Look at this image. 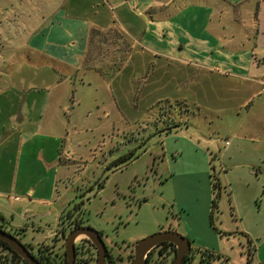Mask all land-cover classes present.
<instances>
[{"label": "crops", "instance_id": "crops-1", "mask_svg": "<svg viewBox=\"0 0 264 264\" xmlns=\"http://www.w3.org/2000/svg\"><path fill=\"white\" fill-rule=\"evenodd\" d=\"M132 51L172 64L159 65L160 89L192 91L174 100L217 112L214 99L223 98L240 117L228 165L240 157L257 182L253 195L258 177L264 194V0H0V217L19 241L28 227L41 232L42 222H58L66 203L60 109L70 95L55 77L65 81L103 59L101 68L116 67L118 55L129 60ZM131 260L129 252L123 264Z\"/></svg>", "mask_w": 264, "mask_h": 264}, {"label": "rangeland", "instance_id": "rangeland-1", "mask_svg": "<svg viewBox=\"0 0 264 264\" xmlns=\"http://www.w3.org/2000/svg\"><path fill=\"white\" fill-rule=\"evenodd\" d=\"M128 55L119 54L116 67L111 61L101 68L107 62L103 59L65 81L55 77V84L69 87L70 95L60 109L64 145L59 149L67 161L58 187L67 189L66 214L60 213L58 222H42L41 232L28 227L20 242L31 247L32 254L39 245L54 242L52 252L60 255L68 234L66 230L59 235L60 218L79 206L84 224L100 232L114 264H123L129 252L132 257L137 241L170 227L192 242L191 264H223L199 260L194 249L219 254L225 264H264L263 177L257 178L255 197L257 182L241 167L240 157L233 158L236 165L230 167L224 155L236 144L230 133L240 117L223 108V98L214 99L217 112L174 100L191 97L192 91L183 85L176 97L160 89L159 65L167 70L172 64L133 51L127 60ZM212 78L219 85L228 83L223 77ZM172 125L177 127L166 132ZM188 139L197 149H191ZM212 172L221 185L213 226L210 204L204 213ZM190 229L194 233H188ZM82 240L86 238L79 237L75 244ZM171 255L163 258L164 264H170ZM86 257V251L75 254V259Z\"/></svg>", "mask_w": 264, "mask_h": 264}, {"label": "trees", "instance_id": "trees-1", "mask_svg": "<svg viewBox=\"0 0 264 264\" xmlns=\"http://www.w3.org/2000/svg\"><path fill=\"white\" fill-rule=\"evenodd\" d=\"M166 125H168V123ZM172 127H177V125L168 126V129H167L168 133H170ZM124 160H125L124 158L120 159V161H124ZM209 178L211 180V195H212L211 202H210L209 222H210V225L213 226L212 214H213V211L216 210L217 208V202H218V199L220 197V192H221V185H220L219 180L214 176L213 172L210 174ZM64 221H65L64 227L63 229H60L61 231L59 232L60 236H63L66 230L69 232L71 229L86 226L81 216L79 206H76L71 212H69L65 216ZM0 230L8 234H11L15 238L18 236L17 232H10L6 230L4 220H2V222L0 223ZM98 233L100 234V232ZM247 242L250 243L249 240H247ZM24 246L32 254L31 247H28L26 245ZM52 249H53L52 245L41 244L37 247L35 254L33 253L32 255L41 264H65V251L63 250V252L60 255H55L53 254ZM78 250L86 251L87 257L75 259V264H78V263L87 264L89 262H92L95 264L96 250L88 240H82L76 243L75 244V254H77ZM194 250L199 255V260H203L205 258V259H213V260L216 259L220 261L222 260L223 264H225L226 262V259L223 260L219 254H215L207 250H200V249H194ZM190 252L184 257L182 264H191L190 262L191 260L189 259L191 258ZM174 253H175L174 245H172L171 243L162 242L147 254L144 264H164L163 258L165 256H168L169 254L170 255L172 254L171 255L172 257L169 261L171 264L174 258ZM155 254H156V257H154ZM160 259H162V261ZM247 262H249V260ZM0 264H26V263L18 254H16L14 251H12L9 248L7 243L0 240ZM107 264H111L110 256L107 257Z\"/></svg>", "mask_w": 264, "mask_h": 264}, {"label": "water", "instance_id": "water-1", "mask_svg": "<svg viewBox=\"0 0 264 264\" xmlns=\"http://www.w3.org/2000/svg\"><path fill=\"white\" fill-rule=\"evenodd\" d=\"M175 127H172L173 129ZM166 132L168 130L166 129ZM63 211V215H65ZM0 217V223L2 222ZM64 216L59 221V230L64 227ZM79 237L86 238L96 250L95 264H107L108 252L98 231L85 226L71 229L64 240L65 264H75V242ZM0 240L7 243L9 248L18 254L26 264H41L31 252L14 236L0 230ZM162 242L171 243L175 247L171 264H182L184 257L191 250L190 241L172 230L161 231L137 241L132 248L131 264H144L147 254ZM111 258V257H110Z\"/></svg>", "mask_w": 264, "mask_h": 264}, {"label": "built area", "instance_id": "built-area-1", "mask_svg": "<svg viewBox=\"0 0 264 264\" xmlns=\"http://www.w3.org/2000/svg\"><path fill=\"white\" fill-rule=\"evenodd\" d=\"M129 3H131L133 5V0H127ZM227 145V143H226ZM162 261V259H160Z\"/></svg>", "mask_w": 264, "mask_h": 264}]
</instances>
